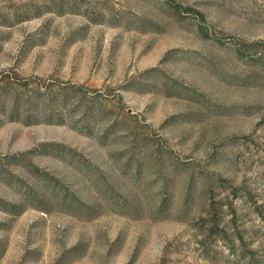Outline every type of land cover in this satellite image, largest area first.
<instances>
[{"label": "rangeland", "instance_id": "1", "mask_svg": "<svg viewBox=\"0 0 264 264\" xmlns=\"http://www.w3.org/2000/svg\"><path fill=\"white\" fill-rule=\"evenodd\" d=\"M0 264H264V0H0Z\"/></svg>", "mask_w": 264, "mask_h": 264}, {"label": "trees", "instance_id": "2", "mask_svg": "<svg viewBox=\"0 0 264 264\" xmlns=\"http://www.w3.org/2000/svg\"><path fill=\"white\" fill-rule=\"evenodd\" d=\"M7 204L11 205L10 203H7ZM4 210H8V211H10V210H12V209H10L9 207H4Z\"/></svg>", "mask_w": 264, "mask_h": 264}]
</instances>
